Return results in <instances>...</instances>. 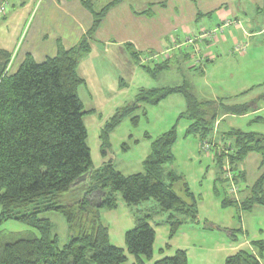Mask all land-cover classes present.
<instances>
[{
    "label": "trees",
    "instance_id": "16d2710c",
    "mask_svg": "<svg viewBox=\"0 0 264 264\" xmlns=\"http://www.w3.org/2000/svg\"><path fill=\"white\" fill-rule=\"evenodd\" d=\"M80 1L92 13L93 24L75 47L59 48L54 58L40 64L27 55L13 75L6 72L9 53L0 50V227L14 221L37 233L31 232L0 246V264H125L127 254L133 257L132 264H146L153 258L156 237L150 225L152 216L139 218L135 227L125 234V250L109 242L100 210L116 209L118 194L128 207L155 201L161 213L168 214L165 223L170 240L182 225L194 223L198 215L197 203L187 184L167 167L174 160L172 148L177 140V124L152 142L142 173L124 176L111 162L94 169L83 123L87 113L82 111L77 96L78 88L84 84L77 75V67L90 53L88 38L97 30L108 9L123 0H113L99 12L94 11L92 0ZM129 50L137 59L130 47ZM158 65L156 71L162 70L163 66ZM173 94L182 95L186 103V110L178 117L190 123L186 137L192 136L199 143L211 141L214 125L221 115L242 117L253 109L251 104L229 107L221 101L219 105L199 101L186 85L142 91L134 105L117 113L106 124L103 140L107 142L121 120L137 111L140 105H158ZM255 121L263 122L264 118L258 117ZM132 122L135 124L136 118ZM221 134L220 140L224 145L230 144L231 154L212 157L224 192L221 195L216 187L213 191L216 197H222L220 207H232L238 213L250 212L255 206L264 209V135L239 128H230ZM251 155L258 157V176L247 185V173L241 167ZM225 159L239 188V201H232L227 195L222 175ZM177 184H182L184 198L175 192ZM47 213H57L65 219L69 241L62 247L53 235L52 223L40 217ZM227 234L236 241L235 232L227 231ZM253 246L259 253L264 251L262 242H254ZM154 264H188L187 254L177 250L173 256ZM224 264L260 262L241 250L227 257Z\"/></svg>",
    "mask_w": 264,
    "mask_h": 264
},
{
    "label": "rangeland",
    "instance_id": "374dc122",
    "mask_svg": "<svg viewBox=\"0 0 264 264\" xmlns=\"http://www.w3.org/2000/svg\"><path fill=\"white\" fill-rule=\"evenodd\" d=\"M109 1L100 0V3L105 5ZM3 17L0 18V23ZM13 33L11 32L10 38ZM10 38L9 35L0 37V43L5 42V45L9 46ZM97 57V60L96 57H92L85 62L87 64V74L84 76L86 83L77 90L82 111L87 113L83 116V123L87 130L86 143L94 169L111 162L114 168L124 176L142 173V162L150 154L152 142L177 124V142L172 148L174 160L172 165L167 167L181 176L182 182L187 184L197 203L200 219L199 224L182 225L172 238L173 240H170L169 227L165 223L168 214L161 213L155 201L150 200L135 207H128L118 194L116 209L100 210V219L103 226L108 229L110 244L125 250V234L135 227L139 218L146 215L152 216L150 225L156 232L153 258L146 264H154L164 257H171L177 250L186 252L189 264H223L226 257L233 256L236 252L234 248L240 247L245 231L249 241L264 243V210L261 207H254L251 213H244L239 217L238 212L232 207L222 209L219 200L215 198L213 187L216 170L212 167L208 156L201 153L200 143L192 136L186 137L184 129L187 125L186 121L178 120L179 115L185 111V100L182 95L173 94L154 106L140 105L137 111L121 120L109 134L107 142L102 138V130L106 124H109L117 113L134 105L136 97L142 91L173 88L188 83L191 86L192 92H190L201 98L198 87L201 78L194 74L187 75L185 72L181 75L176 72L175 67H172V71L162 72L156 78L149 76L139 66L133 72L127 71V74L120 66L113 63L112 55L97 53ZM207 81L210 88L213 86L216 99H227V102L223 101V105L232 107L238 106L243 101L249 103L255 94L264 92V54L261 56L258 54V57L253 60L239 59V62L231 63L225 68L213 69ZM259 85L260 87H257ZM253 87L255 88L248 94L245 93L246 95L236 98ZM216 103L220 104V102ZM258 103V109L263 110L257 111L256 114L251 110V113L241 118H224L219 112L221 116L217 119L218 124L214 125L216 131L211 142L215 145L219 142L224 144V141L220 140V135L230 128L264 135V121H255L258 116L264 118V103L262 101ZM133 118H136L135 124L132 122ZM225 144L215 156L231 154L230 144L228 142ZM258 164L256 155L247 157L243 162L241 168L247 173V185L253 183L258 176ZM207 167H209L208 170ZM182 188V184H177L174 190L179 197L184 198ZM220 193L223 195L224 192L220 190ZM242 195L245 196L246 192ZM238 197L240 198V192ZM230 200L235 199L230 198ZM40 217L52 223L53 235L57 236L59 247L68 243L67 224L60 214L47 213ZM206 221L210 227L214 225V230H205L207 229ZM227 230L235 231L236 240L240 241L238 244L228 237ZM31 232L37 235L36 232L18 222L8 221L0 227V246L12 243L18 238H24ZM248 246L253 244H242L244 248ZM252 250L255 251L254 248ZM126 256L125 264H132L133 257L128 254ZM260 263L264 264V252L261 254Z\"/></svg>",
    "mask_w": 264,
    "mask_h": 264
},
{
    "label": "crops",
    "instance_id": "0c3cea01",
    "mask_svg": "<svg viewBox=\"0 0 264 264\" xmlns=\"http://www.w3.org/2000/svg\"><path fill=\"white\" fill-rule=\"evenodd\" d=\"M112 1L103 5L100 0H92L93 9L99 12ZM92 24L93 15L80 0H12L8 13L0 23V37L9 35L10 38L11 32H14L9 46L5 42L0 43V50L10 55L6 72L13 75L27 55L40 64L48 58H54L59 48L70 50L87 35ZM88 40L90 53L81 59L77 67V75L84 83V76L87 74L85 62L92 57L97 60V53H101L112 55L113 63L126 73L133 72L139 66L152 78L162 72L172 71V67L181 75L184 72L187 75H198L201 78L198 86L201 98L191 93L190 84L184 83L197 100L227 102V99L214 97L213 86L209 87L207 79L213 69L219 70L239 62V59L253 60L258 54H264V0H123L108 9L99 27ZM243 44L247 45L246 51L235 53V48ZM129 47L137 55V59L133 58ZM158 64L163 69L156 71ZM254 88L236 98L248 94ZM257 101L264 103V92L255 94L249 103L243 101L238 106L251 104L252 112L256 114L263 110L258 109ZM186 123L185 132L190 125L189 122ZM215 131L216 129L214 133ZM208 158L216 170L213 191L216 187L220 192L222 186L218 182L219 170L213 158ZM215 198L220 205L222 197ZM252 210L239 212V217ZM199 220L197 215L196 221L187 225L199 224ZM206 223L205 230H214V225L210 227L208 221ZM235 242L238 244L240 241L238 239ZM241 242L243 245L254 243L249 241L246 231ZM242 244L234 248L235 253L247 251L260 262L264 251L259 253L255 247L244 248ZM161 252L163 253L162 250Z\"/></svg>",
    "mask_w": 264,
    "mask_h": 264
},
{
    "label": "built area",
    "instance_id": "2783aa9c",
    "mask_svg": "<svg viewBox=\"0 0 264 264\" xmlns=\"http://www.w3.org/2000/svg\"><path fill=\"white\" fill-rule=\"evenodd\" d=\"M11 3L12 0H0V18H2L8 13ZM246 48H247L246 44L239 45L235 48L234 52L238 54L244 53L246 51ZM218 145H215L213 142L206 140L199 144V148L201 153H203L208 157L210 156L212 157L215 156L219 152V150L221 151L222 148L224 147V144H221L220 142L218 143ZM222 175L225 180V184H226L225 188L227 195L230 198L235 199V201H239V197H238L239 188L234 183V175L231 170V165L228 159H225L222 165Z\"/></svg>",
    "mask_w": 264,
    "mask_h": 264
}]
</instances>
